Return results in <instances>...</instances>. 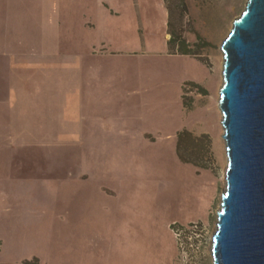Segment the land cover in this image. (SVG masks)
<instances>
[{"label":"rangeland","instance_id":"1","mask_svg":"<svg viewBox=\"0 0 264 264\" xmlns=\"http://www.w3.org/2000/svg\"><path fill=\"white\" fill-rule=\"evenodd\" d=\"M247 1L0 0V264H215Z\"/></svg>","mask_w":264,"mask_h":264},{"label":"water","instance_id":"2","mask_svg":"<svg viewBox=\"0 0 264 264\" xmlns=\"http://www.w3.org/2000/svg\"><path fill=\"white\" fill-rule=\"evenodd\" d=\"M219 105L228 164L215 264H264V0H248L224 39Z\"/></svg>","mask_w":264,"mask_h":264},{"label":"trees","instance_id":"3","mask_svg":"<svg viewBox=\"0 0 264 264\" xmlns=\"http://www.w3.org/2000/svg\"><path fill=\"white\" fill-rule=\"evenodd\" d=\"M169 43L171 44H174V45H178L179 47V52L181 54H184V55H190L191 52L189 51V49L186 48V44H185V41L181 39V37H178V35H174L170 40H169ZM190 132L187 131V130H184L182 132H179L178 133V140H177V146H176V150H177V154L178 156L182 159V160H189L185 157H183L180 152H179V149H180V146H181V142L183 141V137L185 135H188L190 136Z\"/></svg>","mask_w":264,"mask_h":264},{"label":"crops","instance_id":"4","mask_svg":"<svg viewBox=\"0 0 264 264\" xmlns=\"http://www.w3.org/2000/svg\"><path fill=\"white\" fill-rule=\"evenodd\" d=\"M135 53H138V51H133ZM107 53H122V51H117V50H99V51H96V50H92V54H107Z\"/></svg>","mask_w":264,"mask_h":264},{"label":"bare ground","instance_id":"5","mask_svg":"<svg viewBox=\"0 0 264 264\" xmlns=\"http://www.w3.org/2000/svg\"><path fill=\"white\" fill-rule=\"evenodd\" d=\"M223 120V119H222ZM220 210V209H219ZM211 249V248H210Z\"/></svg>","mask_w":264,"mask_h":264}]
</instances>
